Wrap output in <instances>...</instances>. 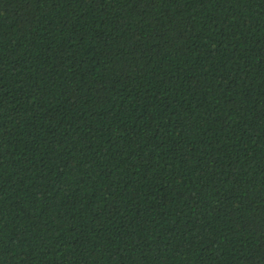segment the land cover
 I'll list each match as a JSON object with an SVG mask.
<instances>
[{
  "label": "trees",
  "instance_id": "trees-1",
  "mask_svg": "<svg viewBox=\"0 0 264 264\" xmlns=\"http://www.w3.org/2000/svg\"><path fill=\"white\" fill-rule=\"evenodd\" d=\"M0 264H264V0H0Z\"/></svg>",
  "mask_w": 264,
  "mask_h": 264
}]
</instances>
